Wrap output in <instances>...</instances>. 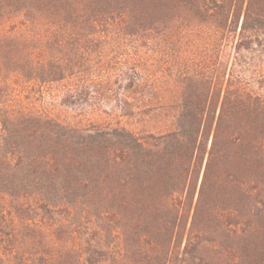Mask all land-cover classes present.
I'll use <instances>...</instances> for the list:
<instances>
[{
    "label": "trees",
    "instance_id": "trees-1",
    "mask_svg": "<svg viewBox=\"0 0 264 264\" xmlns=\"http://www.w3.org/2000/svg\"><path fill=\"white\" fill-rule=\"evenodd\" d=\"M61 85L142 131L36 109ZM0 264H264V0H0Z\"/></svg>",
    "mask_w": 264,
    "mask_h": 264
},
{
    "label": "rangeland",
    "instance_id": "rangeland-1",
    "mask_svg": "<svg viewBox=\"0 0 264 264\" xmlns=\"http://www.w3.org/2000/svg\"><path fill=\"white\" fill-rule=\"evenodd\" d=\"M122 43L123 40H118V38H114L113 40H103L102 44L104 48L102 53L105 56L112 58L114 62L121 57L119 54L121 50L117 52L116 49L117 47H122ZM166 46L167 43L161 42L157 37H153L140 42V45H138V48L135 52L139 51V55L144 56L145 59H148L151 64L155 61L158 62V64H160L159 62H163L162 64H165L164 59L166 57H163L162 51L167 50ZM115 67H118V65ZM116 69L117 70L114 72L115 74L112 76V80L114 79V81L116 79V73H118V68ZM120 81H122L123 85L126 83L125 80L121 79ZM104 82L106 84V81ZM117 85L118 83L116 86ZM116 86L112 89L113 92L117 90V93L119 94L118 97L108 99L106 96L112 93L110 90H107L105 95L95 94L94 96L89 97V95L86 94L82 96V98L88 99V102L87 105L83 107L65 104V88H63L62 85L55 88L52 87L48 90H45L46 92L43 93H35V99L31 100L36 109L45 111L55 119L66 124L85 126L91 122L115 123L120 121L122 125H125L137 133H140L143 128L142 118L144 115L143 110H140L141 104L138 102L140 94L135 90H132L128 94V92H124L123 89H119ZM94 89L96 90L98 87L95 86ZM124 93H126L128 96H125ZM125 100L131 103L129 107L125 108L124 110L117 104L118 102ZM155 118L156 114L154 113H150L147 116L149 121ZM145 126L146 129L154 130L156 125H153L152 122H148V124ZM157 126L160 127L159 125Z\"/></svg>",
    "mask_w": 264,
    "mask_h": 264
}]
</instances>
